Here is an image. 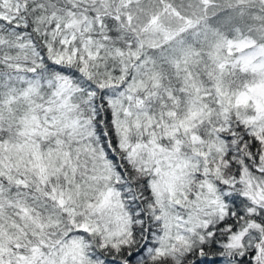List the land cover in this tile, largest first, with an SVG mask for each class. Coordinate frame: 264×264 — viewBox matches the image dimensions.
<instances>
[{"label":"snow or ice","instance_id":"6c2138e0","mask_svg":"<svg viewBox=\"0 0 264 264\" xmlns=\"http://www.w3.org/2000/svg\"><path fill=\"white\" fill-rule=\"evenodd\" d=\"M0 264H264V0H0Z\"/></svg>","mask_w":264,"mask_h":264}]
</instances>
